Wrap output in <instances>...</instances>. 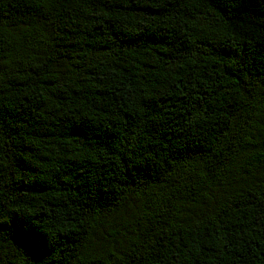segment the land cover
I'll return each instance as SVG.
<instances>
[{"label":"trees","instance_id":"trees-1","mask_svg":"<svg viewBox=\"0 0 264 264\" xmlns=\"http://www.w3.org/2000/svg\"><path fill=\"white\" fill-rule=\"evenodd\" d=\"M264 264V0H0V264Z\"/></svg>","mask_w":264,"mask_h":264},{"label":"snow or ice","instance_id":"snow-or-ice-1","mask_svg":"<svg viewBox=\"0 0 264 264\" xmlns=\"http://www.w3.org/2000/svg\"><path fill=\"white\" fill-rule=\"evenodd\" d=\"M42 243L37 242L35 246V252L33 254V259L36 261V264H40V262L43 260V256L45 253L42 252Z\"/></svg>","mask_w":264,"mask_h":264}]
</instances>
